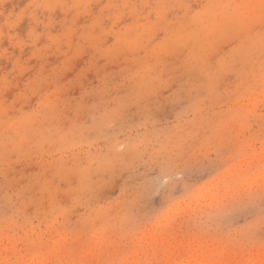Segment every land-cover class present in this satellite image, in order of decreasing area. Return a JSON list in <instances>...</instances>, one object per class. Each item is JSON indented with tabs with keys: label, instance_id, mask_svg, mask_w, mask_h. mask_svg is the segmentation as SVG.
Returning a JSON list of instances; mask_svg holds the SVG:
<instances>
[{
	"label": "rangeland",
	"instance_id": "1",
	"mask_svg": "<svg viewBox=\"0 0 264 264\" xmlns=\"http://www.w3.org/2000/svg\"><path fill=\"white\" fill-rule=\"evenodd\" d=\"M119 2L122 5L123 0ZM181 2L173 0V4ZM206 2L193 0V7L200 8ZM29 3L30 0H18L17 11ZM108 3L109 0L99 3L83 0L80 11L84 12L86 7L88 11L76 19L75 25L71 23L75 10L67 16L60 7L55 13L41 10L37 12L40 24L26 14L11 32L23 41V46L13 47L19 41L5 38L3 49L11 58L0 59V77L7 78L4 86L9 100L29 83L41 92H56L67 85V90L60 93L65 107L58 123L65 130L75 124L77 135L79 126L94 125L85 135L95 141L90 149L91 160L86 154L89 150L81 151L77 157L79 175L54 178L59 164L49 168V157L41 156L42 149H47L43 141L30 149L15 150L26 135L23 128L9 127L20 119L17 105L4 117V127L0 129L9 138L12 151L3 161L6 178H0L3 184L0 212L10 216L30 197L39 198L43 194L47 199L49 193L45 188L51 187L58 208L67 210L70 217L71 226L61 243H77L80 229L86 226L88 247L96 253L122 245L133 249L145 239L158 240L164 235L176 237L189 213L183 205L184 197L173 195L184 180L167 160L172 134L185 114L222 103L216 100V92L230 93L242 80L259 78L260 68L252 53L260 34L264 33V27L251 24L249 17L207 38L189 40L188 34L180 29L184 23L183 10L176 8L160 21L156 13L148 21L141 19L139 23L155 24L156 31L145 34L138 49L130 51L129 44L117 45L115 35L104 36V33L120 32L134 22V17L126 14L113 28L116 9L101 12ZM49 17L55 24L45 28ZM97 19L100 24L92 29ZM73 26L76 31L71 47L67 39L59 44L49 39V35L62 36ZM33 29L41 35L35 45L29 38ZM4 32L7 36L9 29L5 27ZM89 35L102 37L103 43L89 39ZM135 36L134 32L128 39L134 40ZM162 41H167L164 50L157 48ZM113 45L117 48L108 56L97 51V47L106 51ZM70 57L73 58L71 70L65 71L64 62ZM91 64L96 67L77 81L78 73ZM105 65L108 66L105 72L126 69V75L137 72L145 75L135 79L117 77L109 82V91L100 94L97 89L102 87L100 78L104 73L98 77L96 69ZM153 65L154 73L149 71ZM69 80L73 83L69 84ZM251 102H258L257 93L251 95ZM59 159L57 155L56 160ZM46 181H51V185ZM27 211L31 214L34 207ZM229 243L222 240L205 250L203 258H224L230 251Z\"/></svg>",
	"mask_w": 264,
	"mask_h": 264
},
{
	"label": "clouds",
	"instance_id": "2",
	"mask_svg": "<svg viewBox=\"0 0 264 264\" xmlns=\"http://www.w3.org/2000/svg\"><path fill=\"white\" fill-rule=\"evenodd\" d=\"M82 3L83 0H30L29 5L18 12V0H0V59L11 58L3 49V42L5 38L10 42L19 41V37L11 32L26 14L40 24L42 21L37 12L41 10L55 13L60 7L66 16L75 10L76 16L71 21L75 25L76 19L88 11L87 7L84 12L80 11ZM113 8L116 9L113 28L126 14L134 17V22L120 32H105L104 36L115 35L117 45L127 43L130 51L138 49L145 34L156 31L155 24L150 21L139 23L141 19L148 21L156 13L157 21H160L176 8L183 10L181 19L184 23L180 29L188 34L189 40L207 38L218 30L237 26L249 17L251 24L264 27V0H207L200 8L193 7V0H182L179 4H173V0H123L122 5L119 0H109L101 12ZM54 24L49 17L44 26L51 28ZM99 24L97 19L91 28L95 29ZM5 27L9 29L7 36ZM75 31L74 26L68 27L62 36L49 35V39L57 44L67 39L71 47ZM134 32L135 39L129 40ZM260 36L252 53L260 68L259 78L253 76L242 80L230 93L216 92V100H222V103L185 114L172 134L167 160L184 180L173 195L184 197L183 205L189 213L175 238L164 235L158 240L145 239L133 249L122 245L96 253L88 247L87 228L83 226L77 243H61L71 226L70 217L67 210L58 208L54 190L46 187L47 199L43 194L39 198L30 197L10 216L0 212V264H264V33ZM29 38L35 45L41 35L33 29ZM88 38L103 43L100 36L89 35ZM117 45L106 51L97 47V51L108 56ZM166 45L167 41H162L157 48L164 50ZM22 46L23 41L13 43V47ZM72 59L64 62L63 70H71ZM95 67L91 64L80 71L76 80ZM107 67L96 69L98 77L104 73L100 78L102 87L97 89L100 94L107 93L109 82L117 77L135 79L145 75L143 72L126 75V69L105 72ZM149 71L156 72V66ZM6 79L0 77V129L4 127V117L19 105L20 119L9 127L23 128L26 133L15 150L30 149L33 144L43 141L47 149H42L41 156L49 157V168L59 164L54 178L69 179L79 175L81 167L76 160L80 152L89 150L86 154L90 160L92 158L90 149L95 141L89 140L85 133L92 131L94 125L79 126L77 135L75 124L65 130L58 123L65 107L60 93L67 90V85L56 92H41L29 83L24 91L9 100L4 86ZM71 83L73 81L69 80ZM253 93L258 94L257 103L251 102ZM11 154L9 138L0 131V178H6L3 161ZM57 155L59 160H56ZM46 184L50 186L51 181ZM2 188L3 184H0V190ZM30 206L34 207L31 214L27 211ZM225 239L230 242V251L224 258H203L205 250ZM241 255L246 258L241 259Z\"/></svg>",
	"mask_w": 264,
	"mask_h": 264
}]
</instances>
